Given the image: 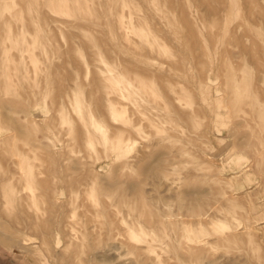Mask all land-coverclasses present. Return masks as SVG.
Wrapping results in <instances>:
<instances>
[{
	"label": "rangeland",
	"instance_id": "1",
	"mask_svg": "<svg viewBox=\"0 0 264 264\" xmlns=\"http://www.w3.org/2000/svg\"><path fill=\"white\" fill-rule=\"evenodd\" d=\"M11 1L0 264H264V0Z\"/></svg>",
	"mask_w": 264,
	"mask_h": 264
},
{
	"label": "bare ground",
	"instance_id": "2",
	"mask_svg": "<svg viewBox=\"0 0 264 264\" xmlns=\"http://www.w3.org/2000/svg\"><path fill=\"white\" fill-rule=\"evenodd\" d=\"M2 1H4V0H2ZM6 1V5L8 6V7H11V10H12V5L10 6L9 4H8V1L9 0H5ZM61 1V0H60ZM118 1V0H117ZM126 1H129V0H126ZM235 1V0H234ZM12 3H13V0L11 1ZM24 2H26V4H27V6H28V8H32L33 6H35L38 2H36V0H24ZM159 2V1H158ZM62 3V2H61ZM129 3V2H128ZM148 2H147V0H146V4H147ZM151 3V2H150ZM149 3V4H150ZM157 3V1L155 2V4ZM125 4H127V2H125ZM124 4V5H125ZM131 5H132V3H130ZM148 4V5H149ZM155 4L153 3V6L152 7H154L155 6ZM129 6V5H128ZM141 6V5H140ZM139 6V8H140V10H142L143 9V7H142V9H141V7ZM150 6H151V4H150ZM157 6V5H156ZM135 7H136V5H135ZM158 7V6H157ZM5 8V7H4ZM155 8V7H154ZM136 9H138V6H137V8ZM152 9V8H151ZM160 10L161 11V8H157V10ZM81 10L83 11V12H85V13H87L88 12V10H87V7L85 6V7H81ZM158 10V11H159ZM154 11V10H153ZM159 11V12H160ZM158 12V13H159ZM156 13H157V11H156ZM88 14V13H87ZM164 15V14H163ZM232 15V14H231ZM1 16H4L3 14H0V29H1V31H0V68H3V69H5L6 67H7V61H8V59H9V56H10V48L11 47H13L14 45H15V42H13V39H15V37H14V35L12 34V32H11V22H10V20H9V18L8 17H5V18H3V17H1ZM90 16H91V13H90ZM152 16V15H151ZM167 17V16H166ZM165 18V17H164ZM141 20V18L139 19V22H141L140 21ZM147 20V19H146ZM146 23V22H145ZM145 23H143L144 25H145ZM172 24V23H171ZM130 25V24H129ZM136 25H138V24H135V26ZM129 27V26H128ZM130 28H132L133 29V27L131 26ZM141 28H142V26H141ZM140 27L139 28H137V26L133 29L134 30V32L133 33H137V34H139L140 36L142 35L141 34V31H140V29H141ZM127 29V28H126ZM175 31V30H174ZM174 31H172L173 32V34H172V37L171 38H173V40H175V41H177L178 42V39H177V34H176V32H174ZM12 35H13V37H12ZM139 36V37H140ZM34 37H35V35H34ZM147 37V36H146ZM38 38V37H37ZM128 38V37H127ZM17 40V39H16ZM31 40V42L30 43H32V39H30ZM29 40V41H30ZM27 41V40H26ZM23 42V41H22ZM21 42V43H22ZM24 43V42H23ZM26 43V42H25ZM30 43H28V45L30 46V48L29 47H27V48H29V49H31V48H33V46H32V44H30ZM180 43V42H179ZM18 45V44H17ZM21 46H23L22 44H21ZM154 46V45H153ZM157 46V45H156ZM18 46H16V48H17ZM22 48L24 49L25 48V50L27 49L26 47H25V45H24V47H21V50H22ZM17 50H18V48H17ZM28 50V49H27ZM161 51H163V49L161 50ZM166 53H168L167 51L165 52V54ZM204 72V71H203ZM228 77V80H230V82H232V84L234 83V80L233 81H231V78H230V76H227ZM122 81H123V79H122ZM208 87H206V89H207ZM207 91H208V89H207ZM206 98V97H205ZM208 98H209V96H208ZM206 100V99H205ZM7 139V138H6ZM118 143L119 142H116V143H114L113 145H118ZM122 142H120V144H121ZM15 153V152H14ZM15 155V154H14ZM19 158H20V156H19ZM21 159V158H20ZM242 159V158H241ZM18 161V160H17ZM21 161V160H20ZM239 161V160H238ZM240 162H236V165L237 166H240ZM16 165V164H15ZM19 167V166H18ZM20 170V169H19ZM18 170V171H19ZM14 172H16L15 170H13ZM14 172H12L9 176L10 177H12V176H15L16 177V173H14ZM23 172V171H22ZM18 173V172H17ZM20 173V172H19ZM21 175V174H20ZM23 175H24V177H23ZM23 175H21V177L22 178H24V180L25 179H27L26 177H28L29 175H31L30 173H24ZM15 177L13 178V180L15 179ZM31 178V177H30ZM15 181V180H14ZM13 181V182H14ZM16 182V181H15ZM25 182V181H24ZM23 182V183H24ZM18 183V182H17ZM23 183L22 184H17V185H19L18 187L16 186V185H14L13 183L10 185V190H11V192H18L20 189H22L23 187L22 186H27V182H25V184L23 185ZM16 184V183H15ZM2 185V188H3V184H1ZM5 186V185H4ZM27 188V187H26ZM5 189V188H4ZM3 189V190H4ZM6 190V189H5ZM9 190V189H8ZM6 192V191H5ZM8 192V191H7ZM24 197H26V196H24ZM32 199H34V198H32ZM28 200V199H27ZM24 201V200H23ZM22 201V202H23ZM26 201V200H25ZM36 201V200H35ZM27 202V201H26ZM8 203H9V201H8ZM25 203V202H24ZM35 203H37V202H35ZM22 204V203H21ZM26 204V203H25ZM24 204V205H25ZM7 205H9V204H7ZM12 203H11V208H12ZM23 206V205H22ZM27 206V205H26ZM15 207V206H14ZM30 207V206H29ZM31 207H32V205H31ZM33 207H34V205H33ZM20 208V207H19ZM35 208V207H34ZM37 209H38V207H36ZM35 208V209H36ZM34 211V210H33ZM39 211V210H38ZM37 211V212H38ZM34 213V212H33ZM35 214V213H34ZM36 216H39L38 214H35ZM36 216L33 218V219H36ZM17 217V216H16ZM15 217V218H16ZM39 218V217H38ZM14 219V218H13ZM17 219V218H16ZM36 222L38 221V220H35ZM34 221V222H35ZM43 222V221H42ZM45 222H46V220H45ZM44 222V223H45ZM21 224V223H20ZM30 227H32V225L30 224L29 225ZM36 227V226H35ZM48 227H49V225H48ZM47 227V228H48ZM51 227H52V225H51ZM56 227V226H55ZM218 228V227H217ZM248 228V227H247ZM244 229H246V227L244 228ZM249 229V231H250V227L248 228ZM248 229H246L245 231L247 232V230ZM14 230V229H13ZM19 231V230H18ZM37 231H39L38 229H37ZM226 231V230H225ZM233 232H234V230H232ZM231 230H227L226 232H228V233H230V232H232ZM49 232V231H48ZM221 232V231H220ZM220 232H218V233H220ZM223 232V231H222ZM222 232L220 233L221 235H223L222 234ZM7 233V232H6ZM6 233H4L3 232V230L1 231L0 230V241H2V242H4V243H7V244H9V243H11L12 244V242H14V243H16L15 241L17 240V237L19 236L18 235V232H17V230H15V232H10L9 234H6ZM20 233V232H19ZM35 233H37L36 231H35ZM41 233V232H40ZM224 233V232H223ZM235 234H236V232H234ZM21 234V233H20ZM38 234V233H37ZM41 234H42V236H41ZM41 234H39V237L41 236V238H43L44 236H46V235H43V234H46V231L43 233H41ZM220 234L218 235V236H220ZM226 234V233H225ZM235 234H234V236H235ZM21 235H23V234H21ZM50 235H52V234H50ZM68 235V234H67ZM23 236H25V235H23ZM48 236V235H47ZM70 236V235H69ZM224 236V235H223ZM228 236H231V234L230 235H228ZM221 237V236H220ZM237 237V236H236ZM236 237H234L233 239H235ZM223 238H225V237H223ZM19 239V238H18ZM20 239H22V238H20ZM19 239V240H20ZM40 240H42V239H40ZM39 240V241H40ZM43 241V240H42ZM43 242H45V240L43 241ZM201 242V241H200ZM17 243L19 244H22L20 241L18 242V240H17ZM16 243V244H17ZM45 243H48V242H45ZM41 244V243H40ZM49 244V243H48ZM189 244H191V243H188V245ZM204 244V243H203ZM195 245V244H194ZM22 246H23V244H22ZM26 246V245H25ZM149 246V245H148ZM183 246H187V245H183ZM196 246V245H195ZM194 246V247H195ZM20 247V246H19ZM27 247V246H26ZM28 249L30 248V247H27ZM26 248V249H27ZM133 249L134 248H138V247H132ZM142 248H144V247H142ZM22 249V248H21ZM145 249V248H144ZM184 249V248H183ZM135 250V249H134ZM185 250H187V252L188 253H191L192 255H193V252L195 253V250H194V248L193 247H188L187 249L185 248ZM24 251H25V249H24ZM27 251V250H26ZM32 251V250H31ZM80 251V250H79ZM83 251V250H82ZM184 251V250H183ZM142 252H143V250H142ZM150 252V251H149ZM141 253V252H140ZM143 254V253H142ZM98 256V255H97ZM138 256V255H137ZM95 258V257H94ZM196 260V259H195ZM200 260V259H199ZM198 260V261H199ZM79 264V263H78Z\"/></svg>",
	"mask_w": 264,
	"mask_h": 264
}]
</instances>
